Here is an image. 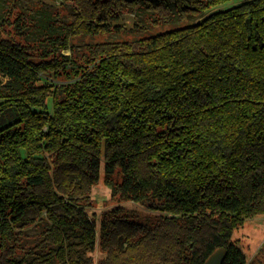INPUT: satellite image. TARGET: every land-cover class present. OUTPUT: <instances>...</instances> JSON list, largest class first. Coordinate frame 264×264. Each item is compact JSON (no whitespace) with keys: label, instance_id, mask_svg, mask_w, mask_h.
<instances>
[{"label":"trees","instance_id":"1","mask_svg":"<svg viewBox=\"0 0 264 264\" xmlns=\"http://www.w3.org/2000/svg\"><path fill=\"white\" fill-rule=\"evenodd\" d=\"M65 2L0 0V264H95L97 245L96 264L221 247L248 264L234 233L264 215V0ZM101 170L115 203L97 217Z\"/></svg>","mask_w":264,"mask_h":264},{"label":"rangeland","instance_id":"2","mask_svg":"<svg viewBox=\"0 0 264 264\" xmlns=\"http://www.w3.org/2000/svg\"><path fill=\"white\" fill-rule=\"evenodd\" d=\"M18 4L22 8H27L29 5H34L36 3L42 4L46 10H51L53 8L57 9L60 3H64L67 6L69 3L65 2V0H17ZM197 19V18H196ZM195 19V20H196ZM118 23L122 24V26L126 29H130L132 31L136 29V25L134 24V16L133 14H122ZM164 25L158 27V30H162ZM151 29L156 30L151 27ZM115 37V36H113ZM94 41L91 37H80L75 39L74 46L76 49H80L84 43H92ZM65 53H69L68 50ZM110 191L111 185L108 182H105L103 171L101 170L100 177L98 182L93 185L91 189V197L94 203L93 212L98 217L103 210L109 209L114 206V203L110 199ZM123 206L140 215L148 214L149 210L144 208L142 205L133 203L130 201L120 202ZM33 213L29 212L28 216H32ZM29 234H35L37 229L34 227L28 228ZM234 239L240 240V246L243 249L245 256L247 258L248 264H264V215H255L253 219L249 220L243 228L236 229L234 233ZM257 253V254H256ZM93 256L94 263L96 264L99 257L102 255L101 251L98 249V245L94 252L91 253Z\"/></svg>","mask_w":264,"mask_h":264},{"label":"water","instance_id":"3","mask_svg":"<svg viewBox=\"0 0 264 264\" xmlns=\"http://www.w3.org/2000/svg\"><path fill=\"white\" fill-rule=\"evenodd\" d=\"M226 255L225 248L221 247L214 250L206 259L204 264H222Z\"/></svg>","mask_w":264,"mask_h":264}]
</instances>
